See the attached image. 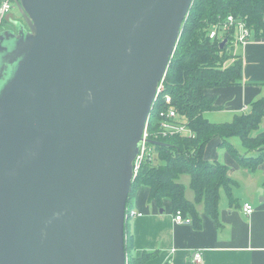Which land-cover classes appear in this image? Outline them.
Returning <instances> with one entry per match:
<instances>
[{
  "label": "water",
  "instance_id": "water-1",
  "mask_svg": "<svg viewBox=\"0 0 264 264\" xmlns=\"http://www.w3.org/2000/svg\"><path fill=\"white\" fill-rule=\"evenodd\" d=\"M193 2L15 0L25 24L0 33V264H127L133 162Z\"/></svg>",
  "mask_w": 264,
  "mask_h": 264
},
{
  "label": "trees",
  "instance_id": "trees-1",
  "mask_svg": "<svg viewBox=\"0 0 264 264\" xmlns=\"http://www.w3.org/2000/svg\"><path fill=\"white\" fill-rule=\"evenodd\" d=\"M229 15L246 22L252 38H264V0H194L166 73L164 90L153 106L150 128L151 131L157 130L162 121L161 113L173 109L179 122L188 123L195 137L151 140L155 158L144 162L133 182L128 210H132L134 195L139 188L146 187L149 189V201L162 206L164 200H170L175 214L180 211L192 220L195 228L200 229L202 217L196 205L203 204L205 214L218 221L221 192L225 191L231 197L236 184L226 165L205 159L207 145L214 139H220V146L247 170L256 171L264 164V97L251 103L230 123L214 124L205 116L220 110L215 106L216 96L210 94L211 90L237 86L242 80L240 60L226 66L235 58L230 45L235 43L236 30L232 29L223 38L214 40L208 36L211 27ZM225 39L228 43L221 48ZM167 96L171 98L170 104L166 102ZM235 138L240 139L245 154L231 143ZM184 176L190 178L194 202L186 198L187 186L181 183ZM125 231L128 264H146L155 253L144 252L136 256L128 220Z\"/></svg>",
  "mask_w": 264,
  "mask_h": 264
},
{
  "label": "crops",
  "instance_id": "crops-1",
  "mask_svg": "<svg viewBox=\"0 0 264 264\" xmlns=\"http://www.w3.org/2000/svg\"><path fill=\"white\" fill-rule=\"evenodd\" d=\"M238 48L240 52L236 51L235 58L228 64L242 62L240 84L210 91L216 96L215 106L220 108L210 113L224 114L232 121L242 113L243 107L249 108L251 103L264 97V38H252L246 47L239 45ZM237 139L231 143L245 154L241 141H235ZM220 144V139L212 140L205 149V159L226 165L236 184L231 197L225 191L221 192L218 221L207 216L204 205L199 204L196 209L202 217L200 229L194 225H177L170 200H164L162 206L149 201L146 187L139 188L134 195L132 210L141 216L128 220L129 231L134 239L136 256L144 252L155 253L146 264H264V201L256 203L260 196L262 198L260 188L264 198V164L256 171L247 170ZM181 183L187 186L186 198L194 202L190 178L184 176ZM245 203L254 207L253 215L247 216L243 212ZM196 253L202 254L200 263L194 262Z\"/></svg>",
  "mask_w": 264,
  "mask_h": 264
},
{
  "label": "built area",
  "instance_id": "built-area-1",
  "mask_svg": "<svg viewBox=\"0 0 264 264\" xmlns=\"http://www.w3.org/2000/svg\"><path fill=\"white\" fill-rule=\"evenodd\" d=\"M15 0H0V33L5 29L4 27L7 24V19L12 12L13 3ZM232 29L236 30L235 32V43L240 45L241 47H246L252 40V32L247 26L246 22L241 19H236L233 15H229L226 19L220 20L217 24H214L209 32V38L214 40L216 38H223L225 34L229 33ZM165 77L161 81L158 86L155 103L158 100L160 94L164 90V82ZM166 102L168 104L171 103V98L169 96L166 97ZM154 103V105H155ZM153 105V106H154ZM153 110V109H152ZM247 108H243L245 112ZM152 113V112H151ZM149 116L143 135L142 140L140 142L139 152L133 162V181L137 178L140 169L146 160L153 161L155 158L153 147L151 146V140L160 139V138H168L175 136H182L187 138H194L195 133L189 127L188 123H181L178 120V115L175 110L169 109L166 112L161 113L162 121L159 123L158 129L151 131L150 128V119ZM254 207L245 203L243 205V212L247 216H251L254 214ZM141 216V214H136L133 210H128L126 212V221L134 216ZM174 221L177 225H192V220L190 218H186L183 214L178 211L175 214ZM202 258L201 253H196L194 256V262L200 263ZM128 264V259H127Z\"/></svg>",
  "mask_w": 264,
  "mask_h": 264
},
{
  "label": "rangeland",
  "instance_id": "rangeland-1",
  "mask_svg": "<svg viewBox=\"0 0 264 264\" xmlns=\"http://www.w3.org/2000/svg\"><path fill=\"white\" fill-rule=\"evenodd\" d=\"M21 18H22V16H21V14L18 11H12L11 14L9 15L8 19H7V24H6V26L4 28L5 29L7 28V30H9L11 24H13L14 21L21 22ZM238 46L239 45L237 43L231 44L230 45V47H231V49H230L231 50V53L233 52V54H236V51L240 52V50H238L239 49ZM229 61L226 63V66H229V64H228ZM242 112H244V111H242ZM206 118H207V120H209L211 123H214V124H220V123H226V122L230 123V122H232V119L227 120V116H225L224 114L220 116V115H216V114H213V113H208V114H206ZM219 121H221V122H219ZM235 141L237 143L240 142L239 139H237ZM181 179H184V177H182ZM261 190H263V189L260 188L259 193H260ZM259 201H261V196L259 197V200L256 201V203H258Z\"/></svg>",
  "mask_w": 264,
  "mask_h": 264
},
{
  "label": "flooded vegetation",
  "instance_id": "flooded-vegetation-1",
  "mask_svg": "<svg viewBox=\"0 0 264 264\" xmlns=\"http://www.w3.org/2000/svg\"><path fill=\"white\" fill-rule=\"evenodd\" d=\"M12 11H18L19 12L15 1L13 3ZM21 24H25L23 18H21V22L14 21L13 24H11V26L9 25L10 26L9 30L16 31ZM4 30H7V28Z\"/></svg>",
  "mask_w": 264,
  "mask_h": 264
},
{
  "label": "clouds",
  "instance_id": "clouds-1",
  "mask_svg": "<svg viewBox=\"0 0 264 264\" xmlns=\"http://www.w3.org/2000/svg\"><path fill=\"white\" fill-rule=\"evenodd\" d=\"M4 31V30H3Z\"/></svg>",
  "mask_w": 264,
  "mask_h": 264
}]
</instances>
